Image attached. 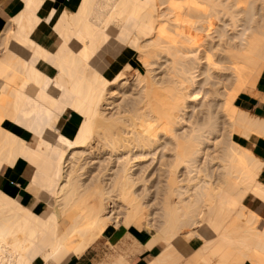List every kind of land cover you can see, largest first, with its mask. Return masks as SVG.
<instances>
[{
  "label": "bare ground",
  "instance_id": "bare-ground-1",
  "mask_svg": "<svg viewBox=\"0 0 264 264\" xmlns=\"http://www.w3.org/2000/svg\"><path fill=\"white\" fill-rule=\"evenodd\" d=\"M62 1L0 7V264H71L121 225L145 264H264V116L237 105L264 90V0Z\"/></svg>",
  "mask_w": 264,
  "mask_h": 264
},
{
  "label": "rangeland",
  "instance_id": "rangeland-1",
  "mask_svg": "<svg viewBox=\"0 0 264 264\" xmlns=\"http://www.w3.org/2000/svg\"><path fill=\"white\" fill-rule=\"evenodd\" d=\"M255 5L256 6H258L259 5V7H260V1L259 0H255ZM260 11H259V14H257L256 15V17L255 18H257V16H259L262 12H264L263 10H261V9H259ZM239 29H241V27L239 28ZM227 35H232L233 34V32L234 31H232L231 29H230V27L228 26L227 27ZM216 33H214V35H215ZM215 41H220L221 42V40L219 39V38H216L215 39ZM53 42H54V39L52 38L51 39V41H50V44H53ZM0 51H1V53H4V49H3V46H0ZM161 61H164V60H161ZM127 88V87H126ZM202 88H204V89H206V88H208V86L206 85V86H204V87H202ZM199 89V87H198V85H197V88H196V90H198ZM203 93H206L205 91L203 92ZM129 96V95H131V93L130 92H127V94H125V97L126 96ZM202 94H200L199 95V97H200V99L199 100H197V101H195V100H192V101H190V102H193V104L192 103H190V106H192V107H190L189 108V113H190V115H191V117H193L192 118V120H195L196 119V116L198 117V116H203V115H205L206 113H207V108H208V104L211 102L210 100H211V96L209 95V97L210 98H207L208 97V94H203L202 96H201ZM194 101H195V103L197 104H195L194 103ZM199 101H200V103H199ZM205 103V104H203L202 105V107H201V105H199V104H201V103ZM194 105H196L195 106V108L198 110V111H196V109L194 108ZM205 105V107H203ZM237 105L240 107V108H242V109H246L248 112H250L251 114H256V115H264V90H261V91H258V90H253L251 93H241L240 94V96H239V98H238V103H237ZM198 106H200V109H199V107ZM207 106V107H206ZM206 108V109H205ZM194 109V110H193ZM206 110V111H204V110ZM261 109H262V112H261ZM193 110V111H192ZM196 111V112H195ZM202 111V112H201ZM202 113H204L203 115H202ZM200 114V115H199ZM189 114H188V118L191 120V117H189L190 116ZM235 137V139H237V140H239L240 142H242V143H244V144H249L250 143V141L248 140V139H246V138H241V136H238V135H235L234 136ZM240 138H241V140H240ZM245 141V142H244ZM263 141V140H262ZM257 153V152H256ZM257 155H260L259 153H257ZM139 162V161H138ZM150 162V163H149ZM143 163H145V164H141L140 166L142 167V166H144L142 169H144V171L146 170V174H147V178L149 179L151 176H152V174H153V172H154V170L156 169V166L157 165H155V163H157L156 161L154 162V161H151V160H147V162L145 161H143ZM147 163V164H146ZM147 165V166H146ZM139 165H137L135 168H137V169H140L141 167H140ZM5 168H4V170L2 171V174L5 172ZM149 173V174H148ZM148 175H149V177H148ZM153 179V178H152ZM151 179V180H152ZM140 186V185H139ZM150 186V185H149ZM143 188V187H142ZM153 188H155V189H157L156 187H152L151 189H150V194H149V197H151L152 198V196H154L153 194H154V192H155V189H153ZM141 189V188H140ZM153 189V190H152ZM142 190V189H141ZM152 191H154L153 192V194H152ZM157 192H155V194H156ZM152 194V195H151ZM156 196V195H155ZM154 196V197H155ZM148 196L146 197V199L144 200V202H148V200H150L151 198H149ZM159 198V199H158ZM158 198H156V199H152V200H150L149 202H151V201H153L152 203L153 204H149L150 206L151 205H154V206H156V205H158L157 203H159V200H160V196H158ZM154 200H156V202L154 201ZM156 204H155V203ZM43 205L41 206V208L43 209V208H45L46 207V203L45 202H43L42 203ZM151 207V210L152 209H157V208H159L158 206H156V207ZM155 210H153L154 212H156L157 213V211H155ZM158 210V209H157ZM158 212H160L159 210H158ZM106 232V231H105ZM105 232L100 236V238L90 247V248H92V249H95L96 250V248H98L100 251L98 252V259H101V260H99L98 262H97V264H110V261L114 258V257H117V256H119V255H125L127 258V263L128 264H135V263H132V260H135V261H137L138 260V258H134V255L135 254H137L138 252H141V251H146L145 252V254L143 255V261L141 262V263H139V264H145L147 261H148V259L149 258H151L152 256H154L155 254H156V252L155 251H153V252H149V251H147L146 249H145V246H144V244H142V243H138V244H136L135 242V244L136 245H134V243H133V241L131 240V239H129L130 237H128V240H129V242H125V238L124 239H122L118 244H116V245H110V249H108V248H106V247H104V245L106 244V242H107V238H106V236H105ZM131 242V243H130ZM125 243H127V244H125ZM131 244V245H130ZM139 245V246H138ZM141 245V246H140ZM128 246V247H127ZM138 249H137V248ZM89 248V249H90ZM132 248H134V249H132ZM130 249V250H129ZM135 250V251H134ZM131 252V253H130ZM154 252H155V254H154ZM127 254H129V255H127ZM183 264H189L188 262H184Z\"/></svg>",
  "mask_w": 264,
  "mask_h": 264
},
{
  "label": "crops",
  "instance_id": "crops-1",
  "mask_svg": "<svg viewBox=\"0 0 264 264\" xmlns=\"http://www.w3.org/2000/svg\"><path fill=\"white\" fill-rule=\"evenodd\" d=\"M55 4V2L51 1L49 2L46 7L40 11V15L43 17H46L47 14L50 13V9L51 6H53ZM19 5V6H18ZM67 6V0H63L62 2H59V7L61 6ZM0 7L2 8V10L4 11V13L7 15H12L14 14L17 9L20 7V2L19 0H0ZM6 8V9H5ZM262 112V109H261ZM259 140V139H258ZM258 140L255 143V150L257 153H259V156H262L264 158V141L259 140L260 142H258ZM261 143V144H260ZM259 150V151H258ZM262 153V154H261ZM17 181V182H16ZM12 184V185H11ZM6 186V187H5ZM14 186V187H13ZM16 186V187H15ZM2 187L6 190L10 192V187L13 190L18 189L17 191L19 192L21 190L22 187H20V183L18 182V180H13L10 179L8 180V182H2ZM18 187V188H17ZM16 188V189H14ZM11 189V192L13 191ZM15 192V191H14ZM43 204H40V208ZM121 225L118 227H114V226H110L106 232H105V236L107 238V242L104 245V247L110 249V245H116L118 244L122 239H124L128 234H130L131 236H133L134 238H139L142 242H146L149 238H150V234L143 232V231H138L136 230V232L131 233L130 230ZM129 231V232H127ZM138 232V233H137ZM140 234V236H139ZM138 235V236H137ZM143 235V236H142ZM141 237V238H140ZM101 250V249H100ZM98 248L92 249L90 248L89 250H87L82 256H80L79 258H77L76 260H74L71 264H97V262L101 259H98V252L100 251ZM145 250L138 252L137 254L134 255V258H138L137 261L132 260V263L135 264H139L141 263L144 259H143V255L145 254Z\"/></svg>",
  "mask_w": 264,
  "mask_h": 264
},
{
  "label": "trees",
  "instance_id": "trees-1",
  "mask_svg": "<svg viewBox=\"0 0 264 264\" xmlns=\"http://www.w3.org/2000/svg\"><path fill=\"white\" fill-rule=\"evenodd\" d=\"M262 116H264V115L262 114Z\"/></svg>",
  "mask_w": 264,
  "mask_h": 264
}]
</instances>
